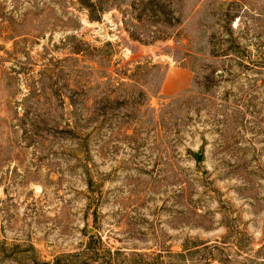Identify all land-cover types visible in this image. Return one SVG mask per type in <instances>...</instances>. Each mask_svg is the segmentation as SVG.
<instances>
[{
  "label": "rangeland",
  "instance_id": "1",
  "mask_svg": "<svg viewBox=\"0 0 264 264\" xmlns=\"http://www.w3.org/2000/svg\"><path fill=\"white\" fill-rule=\"evenodd\" d=\"M0 264H264V0H0Z\"/></svg>",
  "mask_w": 264,
  "mask_h": 264
},
{
  "label": "crops",
  "instance_id": "2",
  "mask_svg": "<svg viewBox=\"0 0 264 264\" xmlns=\"http://www.w3.org/2000/svg\"><path fill=\"white\" fill-rule=\"evenodd\" d=\"M192 84L191 72L183 67H169L160 86L161 94L173 96L186 91Z\"/></svg>",
  "mask_w": 264,
  "mask_h": 264
},
{
  "label": "water",
  "instance_id": "3",
  "mask_svg": "<svg viewBox=\"0 0 264 264\" xmlns=\"http://www.w3.org/2000/svg\"><path fill=\"white\" fill-rule=\"evenodd\" d=\"M87 232H88V230H87Z\"/></svg>",
  "mask_w": 264,
  "mask_h": 264
}]
</instances>
